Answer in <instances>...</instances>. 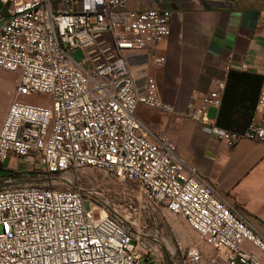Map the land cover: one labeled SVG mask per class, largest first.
<instances>
[{
	"label": "built area",
	"instance_id": "obj_1",
	"mask_svg": "<svg viewBox=\"0 0 264 264\" xmlns=\"http://www.w3.org/2000/svg\"><path fill=\"white\" fill-rule=\"evenodd\" d=\"M129 1L61 0L52 9L49 0H0L6 6V16H0V69L17 71L0 126V165L22 160L31 164L29 170L47 175L102 168L134 183L150 212L162 208L182 217L209 246L207 258L188 249L179 264H263L264 236L175 155L165 130L146 138L134 111L144 105L178 114L207 127L227 146L242 137L264 145V82L257 115L241 131L221 128L208 117V107L220 106L222 81L215 89L192 92L185 109L175 112L159 98L151 76L136 87L126 58L129 52L150 51L168 35L170 12L130 9ZM256 25L264 35V9ZM71 49L81 51V60L68 55ZM163 62L158 56L153 64ZM32 93L49 94L51 103L19 101ZM29 170L0 175V264H161L153 250L139 249L125 222L86 207L79 189L19 184ZM243 241L256 252L242 248ZM169 258L168 253L165 264Z\"/></svg>",
	"mask_w": 264,
	"mask_h": 264
},
{
	"label": "crops",
	"instance_id": "obj_2",
	"mask_svg": "<svg viewBox=\"0 0 264 264\" xmlns=\"http://www.w3.org/2000/svg\"><path fill=\"white\" fill-rule=\"evenodd\" d=\"M49 2L52 9L61 5V0ZM127 7L170 12L169 33L164 39L150 51L126 54L129 67L136 74V87L141 89L145 77L151 76L159 98L180 113L192 92L215 89L217 82L222 81L220 106L217 110L208 107V117L221 128L243 130L257 115L254 106L264 82V35L256 25L257 15L264 9V0H130ZM72 9L77 10L78 3L73 4ZM0 16H6V6L1 3ZM158 56L164 58L159 67L153 64ZM0 70L1 126L16 77H6L5 74L11 71ZM195 104H200L198 98ZM134 115L141 124V133L148 139H152L153 133L165 130L174 144L175 155L191 165L199 180L210 186L218 197L264 236L262 143L242 137L227 146L213 138L208 128L198 122L178 114L167 115L144 105H138ZM17 164L13 159L6 166L1 164L0 175H18L29 170L18 169ZM9 165L14 167L7 169ZM241 246L256 252L246 241ZM193 248L204 258L208 257L210 248L200 239ZM186 251H179L177 255L174 250L170 251L167 264H179ZM259 259L264 264V257L260 255Z\"/></svg>",
	"mask_w": 264,
	"mask_h": 264
},
{
	"label": "rangeland",
	"instance_id": "obj_3",
	"mask_svg": "<svg viewBox=\"0 0 264 264\" xmlns=\"http://www.w3.org/2000/svg\"><path fill=\"white\" fill-rule=\"evenodd\" d=\"M68 55L77 61L82 57L79 49L69 50ZM82 66L85 70L90 69L88 63H84ZM5 76L14 79L17 76V71L9 72ZM18 99L21 102L34 105H49L52 100L51 96L46 93L22 95ZM8 162L5 161L3 165L6 166ZM17 163L18 169L32 168L31 164L22 160H18ZM29 172L23 176L26 178L23 179L26 184H47L59 188L75 187L84 196L86 207L91 208L95 214L106 213L125 218L128 228L133 233V240L139 249L144 252L146 248L153 250L155 254L162 257L161 264H165V257L170 251L174 250L177 255L176 253L179 251L193 249V246L199 242L196 233L184 223L182 217L174 218L164 209L150 212L141 202L138 188L134 183L119 181L102 168L83 166L55 175H47L38 170ZM37 178L43 180H36ZM48 178H51V181ZM45 180H47L46 183Z\"/></svg>",
	"mask_w": 264,
	"mask_h": 264
},
{
	"label": "water",
	"instance_id": "obj_4",
	"mask_svg": "<svg viewBox=\"0 0 264 264\" xmlns=\"http://www.w3.org/2000/svg\"><path fill=\"white\" fill-rule=\"evenodd\" d=\"M48 179H50V178H48ZM36 180H43L42 178H37ZM19 184H21V182H24V183H22V184H26L25 183V180H18L17 181ZM73 188H75V187H73ZM116 216V215H115ZM118 217V216H117ZM119 219H121L123 222H125L126 224H127V220H125V218H122L121 216H119L118 217ZM128 226V225H127Z\"/></svg>",
	"mask_w": 264,
	"mask_h": 264
}]
</instances>
